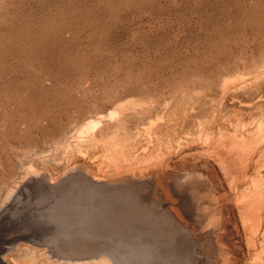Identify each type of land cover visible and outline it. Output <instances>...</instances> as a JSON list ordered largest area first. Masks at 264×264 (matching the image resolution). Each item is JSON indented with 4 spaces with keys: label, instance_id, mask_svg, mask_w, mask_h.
<instances>
[{
    "label": "rangeland",
    "instance_id": "374dc122",
    "mask_svg": "<svg viewBox=\"0 0 264 264\" xmlns=\"http://www.w3.org/2000/svg\"><path fill=\"white\" fill-rule=\"evenodd\" d=\"M263 68L264 0H0V264H150L147 204L170 198L195 237L185 264H245L235 197L213 161L176 156V139L209 93L206 133L252 135L264 101L218 108L226 80ZM217 213L225 234L203 229Z\"/></svg>",
    "mask_w": 264,
    "mask_h": 264
},
{
    "label": "bare ground",
    "instance_id": "6f19581e",
    "mask_svg": "<svg viewBox=\"0 0 264 264\" xmlns=\"http://www.w3.org/2000/svg\"><path fill=\"white\" fill-rule=\"evenodd\" d=\"M262 75H264V68L260 69L258 74L252 78L241 76L226 80L222 85L221 103H219L221 106L218 105L220 106L218 108L219 112L224 109L222 103L227 102V100L228 102L231 100V102L239 103L246 110H251L258 105V101H264V79H261ZM253 87H256L255 93L252 91ZM203 100L214 104L213 94L211 93L207 95L197 94L193 98L190 107L191 113L189 112V114L192 120L196 121L194 134L191 128H185V125L181 127L178 136L181 135L176 139V156H182L183 159L190 160L194 164L204 162L203 165L205 166L210 165L212 161L215 163L217 175L220 177L222 185L229 194L235 197L234 208L237 221L241 225V236L249 255L245 264H264V175H262L264 171V104L260 106V115L255 119L256 127L252 135L222 134L216 138L206 133L205 126L207 124L205 125L206 122L200 118V108L204 104ZM116 116L117 113L111 111L106 115L88 120L77 131V136L81 140L95 137L102 128L103 123L115 119ZM233 121L239 122L237 115L233 116ZM157 124V122L151 120L147 127L146 134L151 142L154 139V130ZM242 128L244 129V126ZM196 129L197 136H194ZM200 145H206V148ZM139 157L136 153L132 155L129 160L130 167L140 161L137 160ZM159 158L160 155L145 160V162H151L147 163V167L143 171H137L141 178L149 176V171L157 168L160 163ZM140 164L141 162L137 165L140 166ZM157 182L159 186H163L161 181L154 180L152 183L156 189L159 188ZM188 182L190 183V181ZM180 183L181 181H176L173 185H180ZM189 183L183 185L184 189L189 187L190 191L193 190L192 193L196 192L195 187L187 186ZM138 193L136 192V198L139 196ZM163 200L169 204L168 210L153 200H150L147 204V245L150 264H185V255L190 256L194 252L195 237L190 232L188 221L181 209L171 205L173 203L170 201L171 198ZM136 201L138 205V199ZM173 204L176 205V201ZM157 205L159 206L158 209ZM228 206L229 204L223 203L218 209ZM138 207L140 206L138 205ZM135 215L137 220L134 221V224L139 225L137 217L139 212L136 211ZM196 219L199 218L196 217ZM228 222L229 218L226 215L221 213L218 215L217 213L216 216L209 217L203 229L208 233L211 230L215 232L220 228L223 230L222 234H225L228 230ZM219 245L222 248V243ZM221 254L223 255V253ZM233 262L236 264L235 261ZM228 264H232L231 261Z\"/></svg>",
    "mask_w": 264,
    "mask_h": 264
}]
</instances>
